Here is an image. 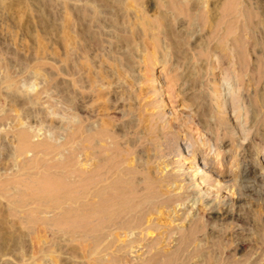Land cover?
Here are the masks:
<instances>
[{
	"label": "rangeland",
	"instance_id": "obj_1",
	"mask_svg": "<svg viewBox=\"0 0 264 264\" xmlns=\"http://www.w3.org/2000/svg\"><path fill=\"white\" fill-rule=\"evenodd\" d=\"M104 142L137 189L157 173L161 199L100 247L63 236V212L39 214L24 187L57 185L66 160L92 168ZM188 142L233 194L193 186ZM263 166L264 0H0V264H264Z\"/></svg>",
	"mask_w": 264,
	"mask_h": 264
},
{
	"label": "bare ground",
	"instance_id": "obj_2",
	"mask_svg": "<svg viewBox=\"0 0 264 264\" xmlns=\"http://www.w3.org/2000/svg\"><path fill=\"white\" fill-rule=\"evenodd\" d=\"M159 81V80H158ZM158 88H156L158 92H160L161 88H160V85H157ZM162 101V100H161ZM164 101V100H163ZM166 102V101H165ZM161 117V116H159ZM158 117V118H159ZM162 118V117H161ZM159 118V119H161ZM169 122V121H168ZM150 123V122H149ZM148 123V124H149ZM151 124V123H150ZM173 127V126H172ZM236 127V126H235ZM70 128V127H69ZM100 128V127H99ZM98 128V129H99ZM104 128V127H103ZM78 129H81V128H78ZM152 129V128H151ZM100 130V129H99ZM103 130V134L105 133V135H103L101 132ZM107 130V129H106ZM173 130V128H172ZM218 130V129H217ZM81 131V130H79ZM108 131V130H107ZM105 132L104 129L101 128V137H105L107 135H109L108 137L110 138V136H113L111 134H109V132ZM25 132V131H24ZM95 132V131H94ZM163 132V130H162ZM79 132L77 131V134ZM93 133V132H91ZM156 133V132H155ZM83 134V133H82ZM89 134V133H87ZM96 134V133H95ZM99 134V133H98ZM107 134V135H106ZM146 134V133H145ZM149 134V132L147 133ZM221 134V133H220ZM69 136V134H67ZM71 135V134H70ZM76 135V134H75ZM81 135V134H80ZM86 135V134H85ZM93 135V134H92ZM103 135V136H102ZM144 135V133H143ZM162 136H164V134H161ZM159 135V136H161ZM82 136V135H81ZM88 136V135H87ZM95 136V135H94ZM149 136H152V135H149ZM153 136H157L158 135H153ZM166 136V135H165ZM217 136V135H216ZM215 136V137H216ZM72 137L74 136H71V139ZM78 137V135L76 136ZM83 137V136H82ZM85 137V136H84ZM95 137H98V136H95ZM100 137V136H99ZM123 137V136H122ZM168 137V136H166ZM219 137V136H218ZM80 138V137H79ZM92 138V136H91ZM106 138V137H105ZM115 138V136H114ZM114 138H112L113 140H115ZM19 141H20V144H19V153H25V151H27L28 149H35L36 146L35 145H32L30 142H29V139H28V136L25 133H21L20 136H19ZM70 139V140H71ZM74 139V138H73ZM82 139V138H81ZM93 140L94 137L92 138ZM92 139H90L91 141H93ZM99 139V138H98ZM108 139V138H107ZM123 139V138H122ZM66 140V139H65ZM70 140L68 141L70 143ZM76 140V138H75ZM79 140V139H78ZM102 139H100L101 141ZM104 140V139H103ZM102 140V141H103ZM118 140V139H117ZM126 140V139H125ZM203 140V139H202ZM215 140H218L215 139ZM31 141V140H30ZM86 142L87 140H79V142ZM99 141V142H100ZM106 141V140H104ZM119 141V140H118ZM151 141V140H150ZM149 141V142H150ZM205 141V140H204ZM67 142V140L65 141V143ZM158 142V141H157ZM209 142V141H208ZM217 142V141H216ZM68 143V144H69ZM76 143V142H75ZM78 143V142H77ZM89 143V142H88ZM110 144L111 143V140L109 142ZM201 143V142H200ZM218 143V142H217ZM67 144V143H66ZM74 144V143H73ZM87 144V143H86ZM94 144V142H93ZM105 144V142H104ZM106 144H108L106 142ZM99 145L98 148H95L93 149V152H94V163H93V166L92 168L90 169H87V168H83L84 166H75V163L72 162V160H66V162L64 161V163H61L63 161H60L59 163V166L61 168V171L62 173L59 175V173L55 174L56 176V179L57 177L59 176V183L57 185H52L54 183L51 184V186H46L44 187L43 184H40L39 182H35L33 181L32 184H28L29 181L25 182L27 183V185H31V186H27V187H24L22 185V188H28V187H31V189L29 190H32V194L34 193L35 196H36V199L38 201V206L36 208V212L38 211L39 214H42V213H51V212H63V217H62V214L61 217L63 218V236H68V238H72V239H81L83 241H90L92 242L94 245H99L102 244L104 241L108 240L111 236V232L112 231H115L119 230H123L124 233H125V230L126 232L127 231H130L135 229V228H139V226L141 225V219L142 216L146 210L148 209H151V207L156 203H158V199H161L159 198V194L158 192L156 191V185H154V182L152 183V181H150V173L149 174H142V183L143 184V187L142 189H137L136 187V183H134V181L129 177V174H131L133 171H131L130 169H127L129 168L128 166H126L127 168H125V164H124V160L121 156V158L118 160H114L113 157L110 155L106 156V157H103V154H105L104 152H107L109 151L110 147L107 146V145ZM140 144V143H139ZM157 144V143H156ZM70 145H72V143H70ZM69 145V146H70ZM114 145V143H113ZM142 145L143 142H142ZM162 145V143H161ZM186 145L184 148H179L178 150V158L181 160V159H184L185 160H188V159H191V163L194 165L193 167L195 168V172L193 175H191V178L194 180L193 181V186L194 187H201L203 184L206 186H208L209 184H213V186L216 187V190L217 191L216 193V198H218V200H221L220 198H225L226 196H230V194H233V191H232V188L234 185H232V182L230 181V179L227 178V175L225 174H222V173H216L215 170H213V168L208 164L207 162V159L206 157L205 158H202V157H197L195 155V153H193L191 151V145L190 143L188 142L187 144H184ZM216 145V144H215ZM214 145V146H215ZM68 146V145H66ZM75 146V145H74ZM81 146V145H80ZM90 146V145H89ZM97 146V144H96ZM123 146V145H122ZM121 146V147H122ZM153 146V144H152ZM169 146V145H168ZM209 146V145H208ZM211 146V145H210ZM88 147V146H87ZM87 147H84L83 146V149L84 151L86 150ZM124 147V146H123ZM150 147V146H148ZM158 147V146H156ZM171 147V146H170ZM58 148V149H57ZM66 148V147H65ZM71 148V147H70ZM119 148V147H118ZM126 148V147H125ZM128 148V147H127ZM151 148V147H150ZM40 149V148H39ZM52 149V148H51ZM57 149V152L59 150V155H63V146L60 145V147H56ZM68 149V148H67ZM72 149V148H71ZM82 149V150H83ZM132 149V148H131ZM134 149V148H133ZM156 149V148H155ZM159 149V148H158ZM49 150V149H47ZM66 150V149H64ZM74 150V149H73ZM81 150V152H82ZM90 151L92 149H89ZM88 150V151H89ZM45 151V150H43ZM68 151V150H67ZM75 151V150H74ZM73 151V152H74ZM31 152V151H29ZM35 152V151H34ZM48 152V151H47ZM78 152V150H77ZM134 152V151H133ZM162 152V151H161ZM28 153V151H27ZM75 153V152H74ZM73 153V155H74ZM172 153V152H171ZM26 154V153H25ZM36 154V153H35ZM66 154V153H65ZM107 154V153H106ZM128 154V153H127ZM133 154V153H132ZM56 155V154H55ZM69 155H72V153ZM69 155H67L69 157ZM72 155V156H73ZM89 155V154H88ZM87 155V156H88ZM176 155V154H175ZM174 155V156H175ZM64 156V155H63ZM71 156V157H72ZM75 156V155H74ZM73 156V157H74ZM133 156V155H131ZM158 156V155H157ZM168 156V155H167ZM199 156V155H198ZM66 157V159L68 158ZM81 157V156H80ZM92 157V155H91ZM128 157V156H127ZM125 157V158H127ZM82 158V157H81ZM129 158V157H128ZM150 158V157H149ZM148 158V159H149ZM177 158V159H178ZM69 159V158H68ZM74 159V158H73ZM80 160V159H79ZM131 160V159H130ZM134 160V159H133ZM138 160V159H137ZM179 160V162H180ZM93 161V160H92ZM158 161V160H156ZM189 161V160H188ZM234 161V160H233ZM233 161H231V164H233ZM76 162V160H75ZM83 163V161H81ZM91 162V161H90ZM142 162V161H141ZM145 162V161H144ZM174 162V161H173ZM178 162V161H177ZM186 162V161H185ZM58 163V162H57ZM181 163V162H180ZM127 164V163H126ZM174 164V163H173ZM178 164V163H177ZM53 165V164H52ZM61 165V166H60ZM129 165V164H127ZM144 166H147L148 167V163L147 165L146 164H143ZM180 165V164H179ZM183 165V164H182ZM56 166V165H55ZM54 166V167H55ZM131 166V164H130ZM132 166L134 167L133 163H132ZM139 166V165H138ZM143 166V167H144ZM228 166V165H227ZM52 167V166H50ZM57 167V168H58ZM140 167V166H139ZM146 167V168H147ZM178 167V165H177ZM176 167V168H177ZM264 167V166H263ZM131 168V167H130ZM189 168V167H188ZM49 169V168H48ZM34 170V169H32ZM52 170V169H51ZM54 170V169H53ZM56 170V169H55ZM139 170V169H138ZM28 171V170H27ZM145 171V170H144ZM142 171V172H144ZM149 171V170H148ZM175 171V170H174ZM183 171V170H182ZM35 172V171H34ZM33 172V173H34ZM135 172V171H134ZM29 173V171H28ZM32 173V174H33ZM48 173V172H47ZM56 173V172H54ZM137 173V172H136ZM147 173V172H146ZM184 173V172H183ZM188 173V172H187ZM31 174V173H29ZM45 174V173H44ZM141 174V173H140ZM189 174V173H188ZM187 174V175H188ZM28 175V174H27ZM46 175V174H45ZM53 175V174H52ZM50 175V176H52ZM134 175V174H133ZM132 175V176H133ZM151 175H156L157 176V173H151ZM167 175V174H166ZM165 175V176H166ZM181 175V174H180ZM31 176V175H30ZM49 176V177H50ZM54 176V175H53ZM136 176V175H135ZM154 176H152L154 178ZM48 177V178H49ZM151 177V178H152ZM159 177V176H158ZM157 177V179H158ZM174 177V176H172ZM172 177L170 175V178L172 180ZM187 177V176H186ZM45 178V177H44ZM43 178V179H44ZM134 178V177H132ZM140 178V177H139ZM160 178V177H159ZM164 178V177H162ZM169 178V177H168ZM169 178V180H170ZM179 178V177H178ZM38 180V178H36ZM34 179V180H36ZM156 179V180H157ZM177 179V178H176ZM42 180V179H41ZM191 180V179H190ZM155 181V180H153ZM166 181V179H165ZM173 181V180H172ZM171 181V182H172ZM240 181V180H239ZM238 181V182H239ZM242 181V180H241ZM240 181V183H241ZM20 182V181H19ZM22 182V181H21ZM20 182V183H21ZM31 182V181H30ZM35 182V183H34ZM51 183V181H49ZM57 182V181H56ZM140 182V181H139ZM156 182V181H155ZM161 182V181H160ZM159 182V183H160ZM244 182V180H243ZM242 182V184H243ZM19 183V184H20ZM163 183V181H162ZM237 183V182H235ZM245 183V182H244ZM19 184H16V185H19ZM157 184V183H156ZM165 184V183H164ZM163 184V185H164ZM188 184V183H187ZM239 184V183H238ZM139 185V184H138ZM154 185V186H153ZM192 185V183H191ZM201 185V186H200ZM21 186V185H19ZM159 186V185H158ZM204 186V187H205ZM241 186V184H240ZM139 187V186H138ZM187 187V186H186ZM185 187V188H186ZM192 187V186H191ZM210 187V186H209ZM4 188L3 187V191H4ZM141 188V186H140ZM161 188V184H160V187ZM179 188V187H178ZM182 188V187H181ZM189 188V187H187ZM203 188V187H202ZM213 188V187H212ZM7 189V187H6ZM184 189V188H183ZM197 189V188H196ZM200 189V188H199ZM235 189V188H234ZM26 190V189H25ZM157 190L159 191V189L157 188ZM185 190V189H184ZM214 190V188H213ZM210 191V189L208 190ZM214 191V192H215ZM2 192V191H1ZM6 192V191H4ZM206 190L204 192H202L203 195H205L206 193ZM3 193V192H2ZM1 193V194H2ZM17 193V192H16ZM19 193H22V191H20ZM23 193H25L23 191ZM31 193V192H30ZM163 193V192H162ZM210 193V192H209ZM220 193L223 195V197H221ZM236 193V192H235ZM28 194V193H27ZM47 196H46V195ZM166 194V193H165ZM211 194V193H210ZM210 194L209 195H206V196H209L210 197ZM3 195V194H2ZM5 195V194H4ZM16 195V194H15ZM15 195H13V197L15 198ZM31 195V194H30ZM45 195V196H44ZM213 195V194H212ZM19 196V195H18ZM18 196H16V198H18ZM33 196V195H32ZM34 196V197H35ZM163 196V195H162ZM233 196V195H232ZM231 196V197H232ZM10 198H13L12 196H9ZM20 197V196H19ZM23 197V195H22ZM45 197H47L45 199ZM203 197V196H202ZM208 197V198H209ZM214 197V195H213ZM212 197V198H213ZM169 198V197H168ZM166 196L164 197V199H168ZM171 198V197H170ZM169 198V199H170ZM20 199V198H19ZM22 199V198H21ZM215 199V198H213ZM226 199V198H225ZM24 199H22L23 201ZM165 200V201H166ZM171 200V199H170ZM184 200V199H183ZM186 200V199H185ZM13 201H16L13 200ZM18 201V199H17ZM36 201V200H35ZM36 201V202H37ZM160 201V200H159ZM169 201V200H168ZM167 201V202H168ZM20 202V200L18 201ZM176 202V200H175ZM181 202V200H180ZM179 202V204H180ZM183 202V201H182ZM15 203V202H14ZM23 203V202H22ZM51 203V204H50ZM161 203V202H160ZM12 204V202H11ZM16 204H18L16 202ZM25 204V203H24ZM23 204V205H24ZM27 204V203H26ZM165 204V203H164ZM168 203H166L165 205H167ZM194 204V203H193ZM223 204V203H222ZM22 205V204H21ZM177 205V204H176ZM181 205V204H180ZM26 206V205H25ZM214 205H212V207H208L210 213H216L217 215L219 213H217V210H215V208H213ZM221 206V205H220ZM161 207V206H160ZM222 207V206H221ZM12 209V208H11ZM15 209V208H14ZM13 209V210H14ZM153 209V208H152ZM224 208H222L223 210ZM17 210V209H16ZM156 210V209H155ZM153 210V211H155ZM34 211V210H33ZM151 211V212H153ZM14 212V211H13ZM17 212H19L17 210ZM35 212V211H34ZM150 212V213H151ZM220 212H222L220 210ZM20 213V212H19ZM30 212H28L27 214H29ZM157 213V212H155ZM14 214V213H13ZM16 214V213H15ZM26 214V215H27ZM38 214V213H37ZM30 215V214H29ZM145 215V214H144ZM216 215V216H217ZM39 216V215H38ZM56 216V215H55ZM59 216V215H58ZM215 216V217H216ZM219 216V215H218ZM60 217V216H59ZM58 217V218H59ZM60 217V219H61ZM195 217V216H194ZM27 218V217H26ZM25 218V219H26ZM33 218V217H32ZM28 219H31V218H28ZM35 219V218H33ZM46 219V218H45ZM55 219V218H53ZM146 219V218H145ZM150 219V217H149ZM197 219V218H196ZM217 219V217H216ZM32 220V219H31ZM194 220V219H193ZM199 220V219H198ZM27 221V220H26ZM40 221H42L44 224L45 223H48L43 219H41ZM53 221V220H52ZM52 221L50 220L51 224H52ZM61 221V220H60ZM151 221V219H150ZM149 221V223H150ZM191 221V220H189ZM196 221V220H194ZM29 222V221H28ZM33 222V221H32ZM145 222V221H144ZM147 222V221H146ZM155 222V221H154ZM157 222V221H156ZM192 222V221H191ZM34 223V222H33ZM53 223H55L53 221ZM148 223V222H147ZM157 224V223H156ZM193 224V223H191ZM194 225V224H193ZM144 226V225H143ZM148 228V227H147ZM191 228V227H190ZM143 231L144 229L141 228ZM139 229V231L141 230ZM170 229V228H169ZM177 229V228H176ZM187 229V228H186ZM189 229V227H188ZM187 229V230H188ZM136 230V229H135ZM138 230V229H137ZM136 230V231H137ZM183 230V229H182ZM193 230V228H192ZM176 231V230H175ZM116 232V231H115ZM122 232V231H121ZM129 232V234H131ZM133 232V231H132ZM135 232V231H134ZM182 232V231H181ZM189 232V231H188ZM193 232V231H192ZM123 233V234H124ZM147 233V232H146ZM173 233V232H172ZM171 233V234H172ZM175 233V232H174ZM173 233V234H174ZM177 233V232H176ZM175 233V234H176ZM187 233V231H186ZM134 234V233H133ZM174 234V235H175ZM184 235V232L182 233ZM181 234V235H182ZM116 236V234H113ZM148 235V233H147ZM182 235V236H183ZM191 235V234H190ZM190 235H188L190 237ZM176 236H178V234H176ZM127 237V236H126ZM136 237V236H135ZM148 237V236H147ZM169 237L170 234H169ZM179 237V236H178ZM186 238V234L184 236ZM188 237V238H189ZM192 237V236H191ZM118 238V237H117ZM177 238V237H176ZM183 239V237H181ZM187 238V240H188ZM112 238H110L109 240H111ZM128 239V237H127ZM130 239V238H129ZM132 240L135 239V238H131ZM130 239V240H131ZM137 239V237H136ZM146 239V238H145ZM190 239V238H189ZM71 240V239H70ZM124 240V239H123ZM138 240V239H137ZM180 240V239H179ZM185 240V239H184ZM184 240H181V241H184ZM185 240V241H187ZM117 241V240H116ZM120 241V240H119ZM170 241V240H169ZM184 241V242H185ZM81 242V241H80ZM107 242V241H106ZM113 242V241H112ZM122 242V241H121ZM135 242V241H133ZM142 242V241H141ZM144 242V241H143ZM171 242V241H170ZM84 243V242H82ZM124 243V242H123ZM139 243V242H138ZM145 243V242H144ZM155 243V241H154ZM177 243V242H176ZM180 243V241H179ZM188 243V242H187ZM89 244V243H88ZM115 244V243H114ZM122 244V243H121ZM136 244V242H135ZM143 244V243H142ZM158 244V243H157ZM182 244L186 245V243H183ZM181 244V245H182ZM91 245V243H90ZM104 245V244H102ZM134 245V244H133ZM141 245V244H139ZM138 245V246H139ZM154 245V244H153ZM180 245V244H178ZM181 245L179 248H181ZM98 246V248L100 249V247ZM115 246V245H114ZM151 246V245H150ZM92 247H94L92 245ZM136 247V246H135ZM183 247V246H182ZM95 248V247H94ZM151 248V247H150ZM155 248V246H154ZM153 248V249H154ZM93 249V248H92ZM97 249V248H96ZM95 249V250H96ZM102 249V248H101ZM132 249V248H131ZM144 249V248H143ZM94 250V251H95ZM114 250V248H113ZM133 250H134V247H133ZM138 250V248H137ZM178 250V249H176ZM90 251V250H89ZM93 251V250H92ZM94 251L93 253H91L92 255L94 254ZM100 251V250H99ZM98 251V252H99ZM129 251V250H128ZM135 251V250H134ZM149 250H147L148 252ZM151 251V249H150ZM97 252V251H96ZM104 252V251H103ZM164 252V251H163ZM174 252V251H173ZM176 252V251H175ZM100 253V252H99ZM108 253V252H107ZM138 253V251H137ZM146 253V251H145ZM152 253V252H151ZM151 253L149 254L148 253V256L151 255ZM156 253V252H155ZM102 254V253H101ZM116 254V253H115ZM154 254V253H153ZM160 254V253H159ZM164 254V253H163ZM175 254V253H174ZM173 254V255H174ZM96 255V253L94 254ZM124 255V253H123ZM141 255V254H140ZM139 255V256H140ZM144 255V254H143ZM171 255V256H173ZM178 255V254H176ZM175 255V256H176ZM138 257V255H135ZM158 256V255H157ZM169 256V255H168ZM167 256V257H168ZM131 257V256H130ZM140 258V257H138ZM138 258L136 260H138ZM147 258V257H146ZM150 258V257H148ZM169 258V257H168ZM176 258V257H175ZM105 259V258H104ZM124 259V258H123ZM122 259V260H123ZM127 259V258H126ZM153 259V258H152ZM170 259V258H169ZM93 260V259H92ZM97 260V259H96ZM100 260V259H99ZM162 260V259H161ZM160 260V261H161ZM109 261V259H108ZM111 261V259H110ZM109 261V262H110ZM113 261V260H112ZM125 261V260H124ZM141 261V260H140ZM147 261H150L149 259H146V262ZM96 262V261H95ZM133 262V261H132ZM131 262V263H132ZM139 262V261H138ZM145 262V261H144ZM166 262V261H164ZM143 263V261H142ZM141 263V264H142ZM150 263V262H149ZM99 264V263H98ZM133 264V263H132ZM161 264V263H160Z\"/></svg>",
	"mask_w": 264,
	"mask_h": 264
}]
</instances>
